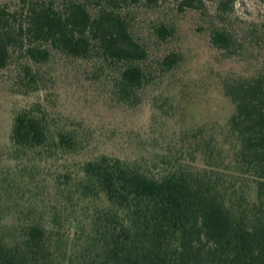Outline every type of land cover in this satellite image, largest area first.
<instances>
[{"label":"trees","instance_id":"trees-1","mask_svg":"<svg viewBox=\"0 0 264 264\" xmlns=\"http://www.w3.org/2000/svg\"><path fill=\"white\" fill-rule=\"evenodd\" d=\"M124 1L5 0L0 72L13 65L19 87L30 91L42 84L36 68L52 52L97 56L120 64L112 88L130 103L149 72L147 51L121 13ZM214 2L218 19L232 12L234 0ZM156 32L165 39L173 29ZM209 40L228 56L237 50L224 28L211 29ZM178 61L170 53L161 69ZM221 90L233 107L222 127H196L178 147L149 156L85 160L55 177L57 206L47 213L0 172V264H264V66L224 77ZM83 130L52 125L35 102L13 112L8 142L14 158L72 155L87 144Z\"/></svg>","mask_w":264,"mask_h":264},{"label":"rangeland","instance_id":"rangeland-1","mask_svg":"<svg viewBox=\"0 0 264 264\" xmlns=\"http://www.w3.org/2000/svg\"><path fill=\"white\" fill-rule=\"evenodd\" d=\"M184 1L125 0L120 4L132 35L147 51L143 66L149 81L130 103L118 101L112 88L120 64L97 56L75 59L52 52L36 68L42 84L30 91L19 87L13 65L0 72V172L25 187L23 200L33 198L44 213L57 206L55 177L73 173L85 160L100 154L149 156L175 144L178 147L182 135L191 129L224 125L233 107L222 94V79L231 74L249 76L264 66V0H234L232 12L219 19L214 0H201L202 8L187 7ZM160 26L173 29L171 36L159 38ZM215 27L233 34L238 43L233 55L210 44ZM170 53H177L179 61L163 70L160 62ZM35 102L47 111L52 125L83 128L80 136H85L86 146L72 155L14 158L8 142L13 112Z\"/></svg>","mask_w":264,"mask_h":264}]
</instances>
